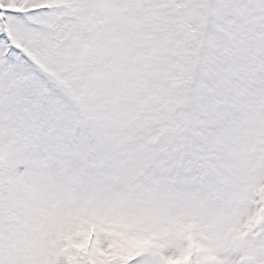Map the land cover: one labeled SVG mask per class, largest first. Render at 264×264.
<instances>
[{"label": "snow or ice", "instance_id": "obj_1", "mask_svg": "<svg viewBox=\"0 0 264 264\" xmlns=\"http://www.w3.org/2000/svg\"><path fill=\"white\" fill-rule=\"evenodd\" d=\"M0 264H264V0H0Z\"/></svg>", "mask_w": 264, "mask_h": 264}]
</instances>
